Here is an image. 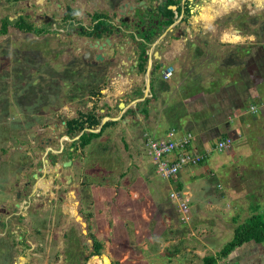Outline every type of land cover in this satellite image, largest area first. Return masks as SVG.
Returning a JSON list of instances; mask_svg holds the SVG:
<instances>
[{"label": "rangeland", "instance_id": "1", "mask_svg": "<svg viewBox=\"0 0 264 264\" xmlns=\"http://www.w3.org/2000/svg\"><path fill=\"white\" fill-rule=\"evenodd\" d=\"M81 1H89L94 11L119 3V0ZM204 2L194 0L192 14L175 30L176 38L166 36L162 40L165 41L164 48L171 42L176 44L179 40H186L184 50L179 49L178 53L173 54L175 57L172 61L177 69L182 63L189 64L196 72L199 64L216 71L221 65H227L228 58L221 63L219 60L220 54L224 55L228 50H223L218 42L225 35H231L225 32L221 38L222 31L231 27L250 35V43H254V46H246L249 57L252 56L257 64L264 60V46L259 45L264 43L263 10L257 11L254 4L243 0L233 10L223 12L221 18H218L219 8L215 0ZM256 3L261 5L260 1ZM207 6H210L213 16L204 26L201 15ZM16 9L22 11V6L6 9L0 15H12ZM32 10H37V7ZM58 38L51 36L41 41L12 31L0 35V207L9 210L14 203L21 205L31 198V187L34 186L36 190L39 188L33 196L36 202L22 212L24 216L18 213L21 209L17 212L10 209L3 216L2 222L7 224V228H0V264H18L24 254H28L26 258L30 264H61V261L62 264H89L93 260L90 254L92 242H100L101 253L104 254L108 242L115 240L121 243V264H134L131 247L136 245L137 239L134 241L130 232L138 233L140 241H150L149 238L154 235H171L169 231L179 239L188 235L191 243L197 237L206 235L210 248L219 250L231 240L235 227L250 216L260 215L264 222V142L259 147L255 140L248 143L252 139L251 135L249 140L241 144L233 143L227 150L229 153L214 149L216 140L208 143L207 151L210 153L206 155L205 164L201 168L200 164L194 166L192 176L188 172L185 174L187 178L185 176L186 179H183L184 184L188 179L195 181H188V188H184L180 181L182 188L178 190L190 195L188 210L184 214L178 211L177 202L169 197L172 191H177L179 178L168 181L169 187L167 181L156 172V165L152 163L155 158L149 147V142L154 140L147 138L145 142L143 133L149 130H145L147 125L141 124V119L136 118L137 108L132 113L126 112L122 118L115 120L116 125L105 129L99 139L92 141L85 149L77 148L71 156L68 152L74 151V141L78 136L66 135L65 120L77 117L78 112L94 111L101 120L110 121L120 114L118 104L130 102V98L125 99L121 93L117 94L124 87L121 80L112 84L109 78L114 75L103 77L96 68L78 63L75 51H67L69 40L60 42ZM191 41L194 44L198 42L200 49L204 47L207 58L199 57L190 48ZM164 48L165 51H171L170 47ZM240 50L245 49L238 46V57L243 52ZM240 60L236 58V64L232 66L238 65L239 68L242 63ZM211 68L207 69L209 73ZM123 72V75L126 74V71ZM156 82L164 81L153 79L154 87ZM143 83L144 73H141L132 87L140 85L138 88H141ZM92 92L100 95H92ZM147 99L151 100V96H147ZM190 116L193 118L192 114ZM128 118L132 119L129 125L127 122L123 124ZM171 130L176 135L181 134L177 128ZM51 152L55 153L53 155H56L59 165L56 177L55 172L48 168H44V173L37 172L45 161L51 160L48 156ZM64 158L71 162L65 168L61 167ZM48 167L54 170L52 165ZM142 168L148 169L146 175L142 174ZM33 173L40 175L37 182L32 179ZM211 173H215V176H211ZM89 174L95 189L91 191L93 199L104 197L114 190L121 211L129 208L126 213H130V216L124 212L117 216L118 221H121V229L117 233L119 235H114V232L111 235H97L93 230L99 224L96 220L102 210L112 206L111 200H105L108 199L106 196L102 198L103 203L106 202L104 208L98 203L87 208L89 204L86 200L81 208L80 205L77 208L83 219L87 214L93 215V222L90 220L92 227L86 228L88 235H82L81 225L74 220L70 222V217L64 226L65 216L61 214V209L72 204L69 192L76 193L80 188L82 190L83 183L91 181L87 177ZM69 177L71 180L67 183ZM26 182H30L28 188H25ZM148 189L154 195L153 204L147 202L150 198H147ZM23 191L20 201H16V194ZM195 195L196 201L191 202ZM199 199L202 201L198 202ZM45 200L50 201L49 207L37 210L38 203L42 204ZM125 221H129L127 225H124ZM64 234L65 240L62 242ZM21 235H26L31 243L30 249L26 244L20 245L17 238ZM64 251L71 260L68 257L63 259ZM213 252L209 249L207 254L217 253ZM32 253L37 255L32 256ZM138 256L142 257L138 264H168L163 258H154L147 252H141ZM117 257L114 255L111 258L117 261Z\"/></svg>", "mask_w": 264, "mask_h": 264}, {"label": "crops", "instance_id": "2", "mask_svg": "<svg viewBox=\"0 0 264 264\" xmlns=\"http://www.w3.org/2000/svg\"><path fill=\"white\" fill-rule=\"evenodd\" d=\"M240 1L243 0H215V5H218L219 8L217 11L218 18H221L223 12L233 10L238 5V3H240ZM245 1L254 4L257 11L263 10L262 14H264V0ZM258 1L261 2L260 6H258L256 3ZM209 7L210 6L205 7L201 15L202 21L205 22L203 24L204 26H206L208 20L213 16L210 13ZM186 30L190 31V29ZM195 30L197 31V29ZM237 30L231 27L222 31L221 38L225 32H229L231 35H225L223 40L221 39L218 42V45L221 46L223 50H228L224 55L223 53L220 54L221 60H219V62L221 63L225 58H228L229 63L227 65H221L217 71L209 66L204 67V64H199L198 70L196 72L193 67L186 63H182L180 68L177 69L176 65L172 61V59L175 57L173 54L178 53L179 49L184 50L186 47V40L181 42L180 40L178 41L179 38L176 39L179 43L174 44L171 42L169 43L170 45L166 46L165 48L163 46L165 41L158 40L153 43L147 51L149 57L145 62L144 72H139V65H137L138 68L136 71L133 70L130 72L129 69H131V66H134L136 63L132 62V60L126 59L121 61V70H118L119 74H115L113 78H109V81H113L111 83L114 84V82L121 80V85L124 87L121 89V91H118L117 94L121 93V96L125 97V99L127 97L130 98V102H120L118 104L120 114L115 119H111L110 121L115 122V120L122 118L126 112L132 113L134 110H136L135 108H137L138 114L136 115V118H140L141 124L147 125L144 127V129L149 130L146 132L144 131L143 133L144 137L146 138L145 139L143 137L145 142L147 141V138H151L156 142H166L168 138H170L169 133L172 131L171 129L177 128L181 133L179 135H183L184 133L192 134L193 139L191 142V149L194 153L205 155L210 153V151H207L208 143L215 140L218 142L222 138H229L232 140V144L234 143L237 145L249 140L248 137L251 135L252 139H250L248 143L250 142L251 144V142H254L252 140H255L258 147L262 146L264 142V128H262V126H264V108H262L259 113L253 114L250 112V107L264 104V96H262L264 93V60L257 64L254 62L252 56L249 57V50H246V46L248 45L253 47L254 43H250L252 40L250 35L243 34V31ZM197 43L198 42L195 44L192 41L189 42L190 48L194 49L199 57L203 59L207 58V53L204 47L200 49ZM259 45L264 46V43ZM238 46L245 49L240 50L243 51L240 54L243 56V58L241 56H237ZM168 47L171 48V51L163 50V48L168 49ZM236 58L242 60L239 68L238 65L235 67L232 66V64H236ZM208 68L212 69L210 73L207 71ZM123 71H126V74L123 75ZM163 72H171V77L169 79H164L162 76ZM141 73H144V83L142 87L138 88L140 85H134V87H132L134 82H137V78H139ZM205 74L206 76L202 77ZM159 78L164 82H156L154 87L152 85V80ZM147 94L151 95V100L147 99ZM145 101H147V103H145ZM138 103L139 105H137ZM121 104L124 105L123 108H120ZM144 109L146 110V113L143 114ZM190 114L193 115V118L190 116ZM98 116L99 115H97V117ZM131 120V118L125 119L123 124L127 122L129 125ZM106 122H109L108 119L101 120L100 117V124L98 128L91 131H96L95 133H97V131L99 132ZM128 134L131 133L128 132ZM145 142L144 145L146 147L147 144H145ZM260 150L262 149L260 148ZM144 151L146 150L144 149ZM224 152L229 153L230 151ZM204 164L205 162L202 165ZM201 167L202 166L200 165V168ZM192 169L193 167H187L178 173L177 177L179 180L177 181V191H182L178 190L182 188V185L180 184L181 182H183L184 188H188V183L195 181L188 179L189 182L186 181L185 184L183 181L188 172L190 175L193 174ZM141 170H143V175L147 174L148 169L142 168ZM89 176L91 175L89 174L87 177L89 178ZM211 176H215V173H211ZM70 180L71 179L69 177V179L66 180L67 183H69ZM166 181L169 187H171L170 182H168V180ZM83 187L82 190L80 188L76 193L69 192V197L70 200H72V204L65 206L64 209H61V214L65 216V221H63L64 226L70 217V222H73L74 220L76 223L81 225V234L88 235L86 228L92 227L90 220L93 222V218H91L93 215L87 214L86 218L83 219L79 216L77 208H79V205L81 208V204L85 200L86 203L89 204L87 205V208L92 207L93 205L95 206V203L100 204L101 207L106 206L104 205L106 202L103 203L104 200H102V198L106 196L108 199L105 200H111L110 202L112 206H110L109 209H105L104 211L102 210L101 214L99 215V219L96 217V221H98L99 224H97L98 226L93 230L96 231L95 233H97V235H111L113 232L115 233L114 235H119L117 233H119L121 229V221H118L117 216L120 213L123 214V212L127 216H130V213H126L129 208H124L126 211H121V206L117 204V198L115 197L116 193L114 190L112 193L110 192L111 194L109 193V190V194H105L104 197L100 196L96 198V200L93 199V194L91 193V191L93 192L94 189L92 179L90 182H86V184L83 183ZM147 192L149 193L147 198L150 197L147 202L153 204L155 202L154 195L149 192V189ZM187 197L189 198L190 202V195L188 193ZM31 198L32 199H28L19 205V209H21V211L18 213L21 216H24L22 212L29 209L32 206L31 204L35 201L33 200V195ZM112 198L114 199L113 201ZM196 199L197 195H195L191 202L196 201ZM135 200L139 201L137 199ZM144 201H146V199ZM201 201L202 199L198 200V202ZM48 202L50 201L45 200L42 204L38 203L36 209H46L49 207ZM73 211L75 213H72ZM110 213L112 215H110ZM140 213L142 214L143 212ZM107 216L110 217L107 218ZM141 218L143 217L141 216ZM128 222L129 221H125L124 225H127ZM169 234L171 235H150V241H140V238H137V235H139L138 233L132 234V232H130L129 235H133L134 241L137 239L135 243L136 245H132L131 247L134 255L132 259L134 264H138L140 261H142V257L138 256L141 254V252L150 253L154 258H163V261L167 262L168 264H200L202 259L205 256H208L207 251H209V249L211 250V253H214L213 251L218 253L221 249H211L210 244L206 241V235L197 237L194 242L191 243L189 242L191 240L189 239L188 235L186 238L184 237V239H179L177 235H172L171 231H169ZM64 236L65 234L62 235L63 241H60L64 242ZM17 240L20 241V245L25 244L22 243L23 238L19 237ZM50 240L51 238L49 241ZM131 241L132 240H130V242ZM98 243L101 244L100 242ZM91 246V250L93 251L91 252V255H93L95 249L94 243H92ZM101 249L102 245L99 250V255L93 256V260H100L95 258L96 256H106L110 261L109 264L113 262L121 264V243L118 242V240H115L112 243L108 242V247H106L104 250L107 249L109 252L106 250V252L102 254ZM20 250L22 251V249ZM62 254L63 259L68 257L69 260H71L65 251L62 252ZM31 255L34 256L37 254L32 253ZM114 255H118L117 261L111 258ZM23 257L24 258L20 257L18 264L31 263H29L28 258H26L28 257V254H24ZM22 261L23 263H21ZM221 263L264 264V243L257 244L253 241L244 243L242 246L235 248L225 259H222L219 264ZM89 264H93L92 261Z\"/></svg>", "mask_w": 264, "mask_h": 264}, {"label": "flooded vegetation", "instance_id": "3", "mask_svg": "<svg viewBox=\"0 0 264 264\" xmlns=\"http://www.w3.org/2000/svg\"><path fill=\"white\" fill-rule=\"evenodd\" d=\"M192 4L194 0H124L122 3L119 0L113 7L94 11L89 1L81 0H0V12L22 6V11L16 9L12 15H0V35L12 31L41 41L51 36L59 37L60 42L68 39L67 51H75L78 63L96 68L103 77H109L119 74L124 59L136 63L129 69L136 71L137 65L148 59L147 51L153 43L166 36L176 37L175 30L192 14ZM35 6L37 10L33 11ZM98 56L100 60H97ZM53 154L49 153L51 160L45 161L37 172L44 173V168H48L55 172L54 177L58 176L59 165ZM66 162L64 158L61 167L65 168ZM32 179L37 182L40 175L33 173ZM29 185L30 182H26L25 188ZM37 190L31 187L29 197L35 196ZM23 193L16 194V201H20ZM10 209L17 212L19 203H14ZM10 209L0 207V228H7L2 218ZM20 238L31 247L26 235ZM98 258L104 263L102 257Z\"/></svg>", "mask_w": 264, "mask_h": 264}, {"label": "trees", "instance_id": "4", "mask_svg": "<svg viewBox=\"0 0 264 264\" xmlns=\"http://www.w3.org/2000/svg\"><path fill=\"white\" fill-rule=\"evenodd\" d=\"M5 22H8L7 20ZM5 31V30H4ZM145 61L139 64V72H144ZM92 95L98 96L99 93L92 92ZM139 95V94H138ZM147 103V101H145ZM146 110H143V114ZM100 124V118L97 117L94 111L78 112L77 117L67 119L64 121L66 129V135L78 136V139L74 141V151L68 152L71 156L77 151V148L85 149L94 139L101 137L105 129L113 127L116 123L109 121L106 122L101 130L97 133L88 132L87 130H96ZM222 138L221 140H223ZM77 145V146H76ZM190 150V148L188 149ZM206 158L199 164L202 165ZM255 242L257 244L264 243V222L262 216L252 215L247 218L243 223L238 224L233 233V237L227 242L218 253L215 255L205 256L200 264H219L222 259H225L235 248L242 246L247 242ZM93 255H99L101 244L94 242ZM93 264L101 263L100 260H92ZM223 264V263H221Z\"/></svg>", "mask_w": 264, "mask_h": 264}, {"label": "built area", "instance_id": "5", "mask_svg": "<svg viewBox=\"0 0 264 264\" xmlns=\"http://www.w3.org/2000/svg\"><path fill=\"white\" fill-rule=\"evenodd\" d=\"M164 79L171 77V72L163 73ZM147 96H151L148 95ZM264 108L263 105H254L250 107V112L257 114ZM170 138L166 142H149L150 153L155 160L156 172L165 180L171 181L177 177L178 173L187 167H194L206 158L205 154L194 153L191 149L192 134L184 133L176 135L172 130L169 133ZM232 146V140L225 138L217 142L215 149L219 152L227 151ZM190 148V150H188ZM170 200L177 202L178 211L184 214L188 210L189 198L187 193L182 191H172Z\"/></svg>", "mask_w": 264, "mask_h": 264}, {"label": "water", "instance_id": "6", "mask_svg": "<svg viewBox=\"0 0 264 264\" xmlns=\"http://www.w3.org/2000/svg\"><path fill=\"white\" fill-rule=\"evenodd\" d=\"M101 59V57H97V60H100ZM162 68V67H161ZM164 73V72H163ZM123 104H121L120 105V108H123ZM90 132H92L91 130H90ZM94 132H96V131H94ZM98 132V131H97ZM71 163L69 162V161H67L63 166L64 167H67V166H69ZM95 258H98L97 256L95 257ZM99 259V258H98ZM102 260H103V262H104V264H109L110 263V261H109V259L106 257V256H102Z\"/></svg>", "mask_w": 264, "mask_h": 264}]
</instances>
